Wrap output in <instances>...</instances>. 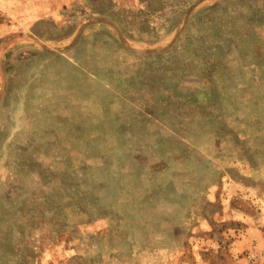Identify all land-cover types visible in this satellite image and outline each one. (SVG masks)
Here are the masks:
<instances>
[{
    "label": "rangeland",
    "instance_id": "1",
    "mask_svg": "<svg viewBox=\"0 0 264 264\" xmlns=\"http://www.w3.org/2000/svg\"><path fill=\"white\" fill-rule=\"evenodd\" d=\"M0 264H264V0H0Z\"/></svg>",
    "mask_w": 264,
    "mask_h": 264
}]
</instances>
